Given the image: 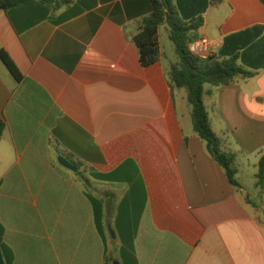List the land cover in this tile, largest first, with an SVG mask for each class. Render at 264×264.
Instances as JSON below:
<instances>
[{
	"label": "crops",
	"instance_id": "0c3cea01",
	"mask_svg": "<svg viewBox=\"0 0 264 264\" xmlns=\"http://www.w3.org/2000/svg\"><path fill=\"white\" fill-rule=\"evenodd\" d=\"M39 1L15 8L14 24L0 9V51L22 75L16 81L0 59V224L12 264H106L88 191L59 156L85 172L110 227L125 197L144 204L137 264H264V192L256 180L254 198L239 181L242 189L231 186L193 132L186 92L168 80L177 56L159 39V61L139 64L133 36L148 0H46L40 8L54 14L35 22ZM72 12L80 14L54 23ZM253 25H264L259 0H221L197 38L216 53L225 36ZM204 104L238 155L237 180L249 170L255 177L264 70L215 89ZM121 166L116 180L90 178Z\"/></svg>",
	"mask_w": 264,
	"mask_h": 264
},
{
	"label": "trees",
	"instance_id": "16d2710c",
	"mask_svg": "<svg viewBox=\"0 0 264 264\" xmlns=\"http://www.w3.org/2000/svg\"><path fill=\"white\" fill-rule=\"evenodd\" d=\"M32 0H1L0 9L5 11L11 22L12 11L20 5H25ZM264 6V0H259ZM46 0H40L38 8L32 10L35 22L44 19L54 13L42 10L40 4ZM150 10L140 20L137 33L133 36V42L139 53V64L148 67L160 59L159 30L165 27L169 40L174 46L177 61L170 64L168 80L171 88L184 90L186 100L190 106V116L193 132L200 140L205 142L206 149L212 159L221 166L231 186L242 189L237 180V153L233 152L227 142L217 136L213 131L204 97L215 89L234 84L237 78L249 79L264 70V25H253L242 31L227 35L216 53L203 60L188 51V44L197 38L198 30L203 26V15L208 8L221 0H148ZM80 12H72L60 17L54 23L63 22ZM31 23L30 26L35 24ZM24 29H17L20 33ZM0 59L6 66L10 75L16 80L22 79L21 73L4 52L0 51ZM208 87V88H207ZM5 129L4 122L0 119V139ZM77 176L83 185L91 188V181L81 172L80 166L75 164ZM122 171V166L111 173L91 172L90 178L100 181H113L116 174ZM127 180H131L127 178ZM255 187L264 192V153L260 154L256 164ZM94 213V223L103 244L111 242V249L107 252L106 264H137L133 255V241L139 223L144 204L134 202L132 194L124 198L118 205V215L111 229L116 242L109 237L103 201L93 197L88 191L86 194ZM246 202L249 197L245 196ZM4 229L0 224V251L5 264H12V253L3 242ZM118 242V243H117Z\"/></svg>",
	"mask_w": 264,
	"mask_h": 264
},
{
	"label": "rangeland",
	"instance_id": "374dc122",
	"mask_svg": "<svg viewBox=\"0 0 264 264\" xmlns=\"http://www.w3.org/2000/svg\"><path fill=\"white\" fill-rule=\"evenodd\" d=\"M159 39H160V43L165 51V53L167 54L168 57H170L171 59H174L176 57V52L174 49L173 44L171 43V41L168 38L167 32L165 31L164 27H161L160 32H159ZM58 159V158H57ZM238 181L246 188L249 190V192L251 193V197L254 198V195H256V192L254 190V182H255V177L253 176L251 170H249L248 173L244 174V175H240L238 177ZM83 183V182H82ZM85 187V186H84ZM86 191H89L92 193L93 197L97 194L93 191V186H91V188L89 187H85ZM109 220L110 218H105V224H109ZM110 234V233H108ZM109 237H111V235H109ZM112 238V237H111ZM112 242H116V237L115 239L111 240ZM107 247L108 249H111V242H107Z\"/></svg>",
	"mask_w": 264,
	"mask_h": 264
},
{
	"label": "built area",
	"instance_id": "2783aa9c",
	"mask_svg": "<svg viewBox=\"0 0 264 264\" xmlns=\"http://www.w3.org/2000/svg\"><path fill=\"white\" fill-rule=\"evenodd\" d=\"M213 45L206 37H198L188 44L190 54L200 58L207 59L212 53Z\"/></svg>",
	"mask_w": 264,
	"mask_h": 264
},
{
	"label": "water",
	"instance_id": "95a60500",
	"mask_svg": "<svg viewBox=\"0 0 264 264\" xmlns=\"http://www.w3.org/2000/svg\"><path fill=\"white\" fill-rule=\"evenodd\" d=\"M57 160H58V163H59L61 166H63L64 168H66V169H68V170H70V171H73V172H77V168H76L74 165H72V164H71L67 159H65L64 157L59 156ZM107 230H108V232L110 233L112 239H115V234H114L113 230L111 229L110 225H107ZM0 264H5V263H4V260H3V256H2V254H1V251H0ZM114 264H116V263H114Z\"/></svg>",
	"mask_w": 264,
	"mask_h": 264
}]
</instances>
